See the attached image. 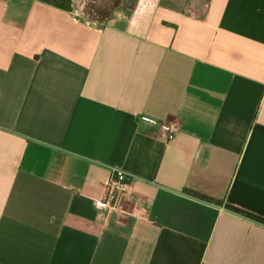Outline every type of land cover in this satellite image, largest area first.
<instances>
[{"label": "crops", "instance_id": "0c3cea01", "mask_svg": "<svg viewBox=\"0 0 264 264\" xmlns=\"http://www.w3.org/2000/svg\"><path fill=\"white\" fill-rule=\"evenodd\" d=\"M102 2L0 0V264H264V226L186 193L264 218V0Z\"/></svg>", "mask_w": 264, "mask_h": 264}, {"label": "rangeland", "instance_id": "374dc122", "mask_svg": "<svg viewBox=\"0 0 264 264\" xmlns=\"http://www.w3.org/2000/svg\"><path fill=\"white\" fill-rule=\"evenodd\" d=\"M120 1H122V3ZM154 1H156V3ZM203 1L204 4H201L202 0L200 1L187 0V3L185 4L184 8L186 10L191 11L192 13L199 12V14L203 15L204 12L206 11V7L204 6L208 0H203ZM95 2H97V0H78L77 5L79 7V10L82 13L83 12L86 13L88 19L93 20L95 23L99 22V23L107 24L112 19H114L112 13L110 14L111 11L108 10V7H104L105 5L103 2L98 6L96 5ZM159 2L166 3L165 0H116V6H117L116 10L120 9L121 11L120 13L123 15V17L126 18V20L129 18L130 21V19L138 18L140 16H145L146 14H148V10H149L148 8L150 6H154L155 4L157 5V3ZM100 7H102V9Z\"/></svg>", "mask_w": 264, "mask_h": 264}, {"label": "built area", "instance_id": "2783aa9c", "mask_svg": "<svg viewBox=\"0 0 264 264\" xmlns=\"http://www.w3.org/2000/svg\"><path fill=\"white\" fill-rule=\"evenodd\" d=\"M142 121L149 125L158 126L160 130L167 133L169 137H172L177 131L173 124L162 123L155 118L143 116ZM129 182L130 180L124 172L115 170L106 187L103 199L96 200L93 203L96 211H107L117 208L121 203L123 195L129 187Z\"/></svg>", "mask_w": 264, "mask_h": 264}, {"label": "trees", "instance_id": "16d2710c", "mask_svg": "<svg viewBox=\"0 0 264 264\" xmlns=\"http://www.w3.org/2000/svg\"><path fill=\"white\" fill-rule=\"evenodd\" d=\"M166 1V4L169 5L170 7H173L175 9H184L185 11H188L190 13H192L191 11L189 10H186L184 7H185V4L187 3V0H165ZM200 1V0H199ZM201 4H204V1L202 0V3ZM209 4V0L205 3V6L206 9H207V6ZM182 7V8H180ZM183 10V11H184ZM194 16H202L201 14H199V12H193ZM204 15V14H203ZM93 19V18H92ZM96 19V18H94ZM98 19V18H97ZM186 193L194 198H197L199 200H202V201H205V202H208V203H211V204H214V205H217V206H224L226 210L236 214V215H239L245 219H248V220H251L257 224H260L262 226H264V218L262 217H259V216H256L250 212H247L245 210H242L238 207H235L233 205H230V204H227V203H224V202H221L219 200H215L213 198H210L208 196H205L203 194H200V193H197V192H194V191H191V190H186Z\"/></svg>", "mask_w": 264, "mask_h": 264}, {"label": "flooded vegetation", "instance_id": "af4514ba", "mask_svg": "<svg viewBox=\"0 0 264 264\" xmlns=\"http://www.w3.org/2000/svg\"><path fill=\"white\" fill-rule=\"evenodd\" d=\"M99 5V4H98ZM90 7V6H89Z\"/></svg>", "mask_w": 264, "mask_h": 264}]
</instances>
